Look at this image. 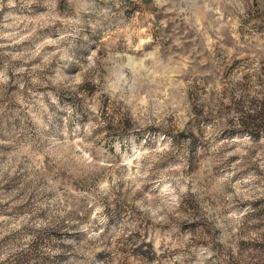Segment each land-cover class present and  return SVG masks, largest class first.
Returning <instances> with one entry per match:
<instances>
[{
    "label": "rangeland",
    "instance_id": "1",
    "mask_svg": "<svg viewBox=\"0 0 264 264\" xmlns=\"http://www.w3.org/2000/svg\"><path fill=\"white\" fill-rule=\"evenodd\" d=\"M0 264H264V0H0Z\"/></svg>",
    "mask_w": 264,
    "mask_h": 264
}]
</instances>
